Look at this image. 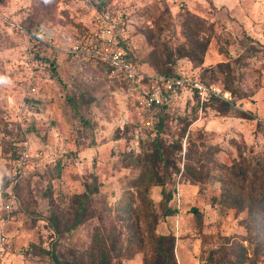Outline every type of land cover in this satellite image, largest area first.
I'll return each mask as SVG.
<instances>
[{"label": "rangeland", "instance_id": "1", "mask_svg": "<svg viewBox=\"0 0 264 264\" xmlns=\"http://www.w3.org/2000/svg\"><path fill=\"white\" fill-rule=\"evenodd\" d=\"M105 8L140 68L229 99L181 100L139 141L121 78L69 50ZM2 225L0 264H264V0H0Z\"/></svg>", "mask_w": 264, "mask_h": 264}, {"label": "built area", "instance_id": "2", "mask_svg": "<svg viewBox=\"0 0 264 264\" xmlns=\"http://www.w3.org/2000/svg\"><path fill=\"white\" fill-rule=\"evenodd\" d=\"M120 19L109 8L101 11L97 14L90 40L77 41L70 46L69 50L103 63L121 78L123 95L132 101L134 106V111H130L129 115L139 118V124L146 122L147 126L153 127L155 122V117L151 113L153 108L172 107L181 100L192 101L198 97L200 102L204 103L209 95L229 99L228 94H222L216 86L205 83L199 73L185 70L180 71L178 75L169 76L140 68L129 58L127 50L121 44L118 33ZM14 27L20 33L27 31L19 23H15ZM41 32L48 34L43 29ZM142 129L141 125L136 127L137 138ZM30 155L31 151L26 147L17 162V176L25 174L30 165ZM16 203L15 195H11L4 203V210L9 214L12 213ZM7 244L8 240L2 225L0 228V260L7 250Z\"/></svg>", "mask_w": 264, "mask_h": 264}, {"label": "trees", "instance_id": "3", "mask_svg": "<svg viewBox=\"0 0 264 264\" xmlns=\"http://www.w3.org/2000/svg\"><path fill=\"white\" fill-rule=\"evenodd\" d=\"M106 9V8H105ZM104 9V10H105ZM128 56H129V53H128ZM129 58H130V56H129ZM131 59V58H130ZM92 60H94V59H92ZM95 62L96 63H99V64H101L102 66H104V67H106L107 68V66L106 65H104L103 63H101V62H99V61H97V60H95ZM160 73H162V74H165V75H169V76H175V75H178L179 74V71H162V72H160ZM203 80H204V82L205 83H207L208 85L209 84H211L210 82H208L207 80H205V78L203 77ZM212 97H213V95H209L208 96V98H207V100H206V102H208L209 103V101L212 99ZM214 98H216V97H214ZM196 104H198V103H200V100H199V98L198 97H196ZM170 107H156V108H153V110L151 111V113L154 115V117H155V122H154V125H153V127H149V126H147L146 124L145 125H143V129L140 131V134H139V141H140V139H142L143 140V138H144V135L146 134V133H149V132H154V131H156L157 132V130H158V126H159V122H160V118L162 117V113L165 111V110H167V109H169ZM130 123H132V122H130ZM136 123V124H135ZM133 122L132 124L134 125V129H136L135 127H137V125H139L137 122ZM18 160V159H17ZM17 162V161H16ZM16 168V164H14L13 165V167H11V170H12V173H13V176H12V174H9V175H11L10 176V183H9V185H8V187L7 188H5V190H3V191H5V193L7 194V196L8 197H10L11 195H15V197H16V199H17V201L19 202V203H21L20 201V197H19V194L17 193V188L19 187V182H14V180H15V177H16V175H15V173H14V169ZM5 211V210H4Z\"/></svg>", "mask_w": 264, "mask_h": 264}]
</instances>
